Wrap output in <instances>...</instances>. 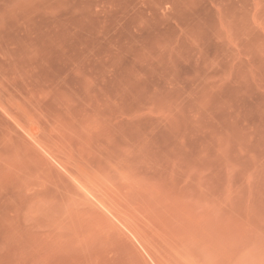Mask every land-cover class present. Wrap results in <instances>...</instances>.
I'll use <instances>...</instances> for the list:
<instances>
[{"label": "rangeland", "instance_id": "1", "mask_svg": "<svg viewBox=\"0 0 264 264\" xmlns=\"http://www.w3.org/2000/svg\"><path fill=\"white\" fill-rule=\"evenodd\" d=\"M0 264H264V0H0Z\"/></svg>", "mask_w": 264, "mask_h": 264}]
</instances>
